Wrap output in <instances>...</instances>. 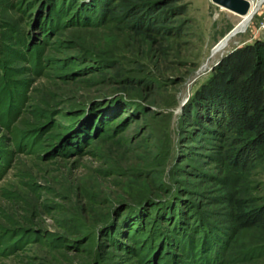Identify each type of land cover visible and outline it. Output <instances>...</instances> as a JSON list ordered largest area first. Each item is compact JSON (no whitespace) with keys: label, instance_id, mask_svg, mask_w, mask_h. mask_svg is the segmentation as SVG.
<instances>
[{"label":"rangeland","instance_id":"rangeland-1","mask_svg":"<svg viewBox=\"0 0 264 264\" xmlns=\"http://www.w3.org/2000/svg\"><path fill=\"white\" fill-rule=\"evenodd\" d=\"M154 1L0 0V264H264V2Z\"/></svg>","mask_w":264,"mask_h":264},{"label":"trees","instance_id":"trees-1","mask_svg":"<svg viewBox=\"0 0 264 264\" xmlns=\"http://www.w3.org/2000/svg\"><path fill=\"white\" fill-rule=\"evenodd\" d=\"M174 0H155L154 2H150L149 4L155 5L156 7H161L165 5L167 2H172ZM160 4V5H158ZM183 6V5H182ZM182 6H179L178 8L182 9L179 11V13H183V8ZM247 56V60L249 63H254V68L251 71L250 75L247 77L246 82L244 81V85H241V90L240 93L242 92L241 95H239V98L242 100L241 102H237L233 104V108H238L237 106L239 105L240 108L244 107L247 108L251 105H254L256 102L264 103V39H258L254 41L253 43H249L247 45L240 46L233 50L232 52L228 53L227 56L224 58V60L219 63L220 66H231L232 60L235 58L239 57H244ZM223 75V73H222ZM3 77L0 76V86L3 85L5 81H2ZM223 81V78L221 77V74L219 76H213L210 78L205 84H203L197 91V100H201V105L206 106L209 105L211 108L216 109L219 107L221 110V113L224 114L225 107L224 104L225 102H229L228 98H232L234 94H226L223 93L221 94L222 96L218 98L217 96L219 93H221V89L218 87L219 81ZM218 84V85H217ZM3 87V86H2ZM1 88V87H0ZM217 95V96H216ZM238 96V94L236 95ZM225 102H224V101ZM238 104V105H237ZM231 105V104H229ZM250 121H252L254 118H249ZM235 151V149H231L230 152ZM173 200L170 199L169 202ZM168 202V203H169ZM170 213L171 215L173 214L171 210H168L167 213ZM166 215L161 212L160 218L162 220H165V222L170 223L171 222V216ZM161 231V230H160ZM223 254V252H222Z\"/></svg>","mask_w":264,"mask_h":264},{"label":"water","instance_id":"water-1","mask_svg":"<svg viewBox=\"0 0 264 264\" xmlns=\"http://www.w3.org/2000/svg\"><path fill=\"white\" fill-rule=\"evenodd\" d=\"M213 3L224 7L230 11L238 13L240 15H246L251 9V1L250 0H211ZM237 27H233L226 35L231 36L238 31H236ZM219 43V42H218ZM217 43V44H218Z\"/></svg>","mask_w":264,"mask_h":264},{"label":"bare ground","instance_id":"bare-ground-1","mask_svg":"<svg viewBox=\"0 0 264 264\" xmlns=\"http://www.w3.org/2000/svg\"><path fill=\"white\" fill-rule=\"evenodd\" d=\"M254 4H255V0H252V2H251V9H250V11L248 12V14H246V15H240V14H238V13H235V12L231 11V12H233L234 14H236L237 16H239V21L237 22V24H239V25L241 26V25H243V24L246 22L247 19H249L250 15H251V13H252V10H253V7H254ZM222 8H224V7H222ZM229 11H230V10H229ZM227 37H228V36L224 37L222 40H224V39L227 38ZM219 42H220V41H219Z\"/></svg>","mask_w":264,"mask_h":264},{"label":"built area","instance_id":"built-area-1","mask_svg":"<svg viewBox=\"0 0 264 264\" xmlns=\"http://www.w3.org/2000/svg\"><path fill=\"white\" fill-rule=\"evenodd\" d=\"M251 2H252V0H250ZM263 2H264V0H263ZM263 20H264V17H263ZM263 28H264V21H263V26H262Z\"/></svg>","mask_w":264,"mask_h":264}]
</instances>
